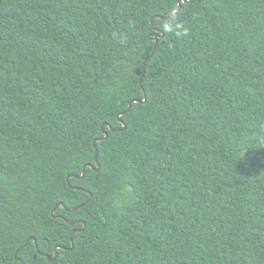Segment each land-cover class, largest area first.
<instances>
[{"label":"trees","instance_id":"1","mask_svg":"<svg viewBox=\"0 0 264 264\" xmlns=\"http://www.w3.org/2000/svg\"><path fill=\"white\" fill-rule=\"evenodd\" d=\"M177 6L0 0V264H264V0Z\"/></svg>","mask_w":264,"mask_h":264},{"label":"water","instance_id":"2","mask_svg":"<svg viewBox=\"0 0 264 264\" xmlns=\"http://www.w3.org/2000/svg\"><path fill=\"white\" fill-rule=\"evenodd\" d=\"M192 1H193V0H177L178 6L174 9V11L178 12V11L181 9L183 3H190V2H192ZM170 16H171V12H170L169 14H167L166 16L157 15L156 17H158V18H168V17H170ZM161 35H164V33H163L162 31H160L159 29H157V30L154 32V34L151 36L152 39H154L155 42H156V45H155V48H154L153 52H155L156 49H157V47H158V44H159V37H160ZM150 58H151V57L149 56V58H147L146 61H145V65H144V73H143V76H142V78H141V81L143 80V77H144V75H145L146 62H147ZM144 93H145V92H144ZM145 100H146V94H145V99L143 100V102H144ZM140 101H141L140 99H134V100H132V101L130 102V104H129V107H128V109H127V112L131 109L133 103H135V102H140ZM125 113H126V111H125V112H122V113H120V114L118 115V117H119V121H120V123L122 124V127L116 129V131L125 132V131L127 130V124H126V122L121 118V116H123ZM105 125H108L110 128H112L111 125H110L109 123H105ZM103 128H104V126H103ZM108 137H109V132L104 131V137H103V138H98V139H96V140L94 141V144L96 145V143H97L98 141L105 140V139H107ZM96 149H97V145H96ZM95 164H96V166H95L93 163H88V164L84 167V169H83V173H82V176H81V177H84V176H85V174H86V168H87V167L93 168V169L96 170V171H99V170H100V168H101V164H100L99 159H98V151H97V153H96V157H95ZM73 176H74V175H69V176L67 177L68 182H70V179H71V177H73ZM88 192H89V191H88ZM91 198H92V195H91L90 199H91ZM60 205H63V206H64L65 204H64L63 202H61V203H59V204L53 209L52 214H53L55 217H59V216H56V215H55V212H56L57 208H58ZM74 210H76V209H75V208L71 209V211H74ZM74 223H77V222H74ZM84 224L86 225L85 222H84ZM75 233H76V230L72 233V236H71V242H72V246H71V248L74 247V237H73V236H74ZM30 240H34V241H35V244L38 245V244H37V239H36L35 237H31V238H29L27 242H29ZM60 248H61V249H67L66 246L58 245V246H56V248H55L54 255H53V256H51V255H47V258H48L49 260H51V261H55V260L58 258V255H59V254H58V249H60ZM23 264H25V263H23Z\"/></svg>","mask_w":264,"mask_h":264}]
</instances>
